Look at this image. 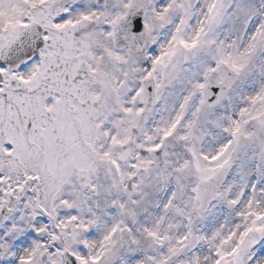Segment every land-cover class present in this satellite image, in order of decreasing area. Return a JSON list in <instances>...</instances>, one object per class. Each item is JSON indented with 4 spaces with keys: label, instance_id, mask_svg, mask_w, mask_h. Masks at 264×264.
I'll return each mask as SVG.
<instances>
[{
    "label": "snow or ice",
    "instance_id": "snow-or-ice-1",
    "mask_svg": "<svg viewBox=\"0 0 264 264\" xmlns=\"http://www.w3.org/2000/svg\"><path fill=\"white\" fill-rule=\"evenodd\" d=\"M0 264H264V0H0Z\"/></svg>",
    "mask_w": 264,
    "mask_h": 264
}]
</instances>
